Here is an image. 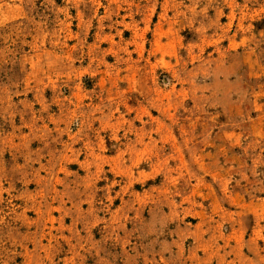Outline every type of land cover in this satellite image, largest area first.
I'll use <instances>...</instances> for the list:
<instances>
[{
  "label": "rangeland",
  "instance_id": "obj_1",
  "mask_svg": "<svg viewBox=\"0 0 264 264\" xmlns=\"http://www.w3.org/2000/svg\"><path fill=\"white\" fill-rule=\"evenodd\" d=\"M0 264H264V0H0Z\"/></svg>",
  "mask_w": 264,
  "mask_h": 264
},
{
  "label": "crops",
  "instance_id": "obj_2",
  "mask_svg": "<svg viewBox=\"0 0 264 264\" xmlns=\"http://www.w3.org/2000/svg\"><path fill=\"white\" fill-rule=\"evenodd\" d=\"M252 236H253V235H250V237H249V239H248V240H251V239L254 237V236H253V237H252Z\"/></svg>",
  "mask_w": 264,
  "mask_h": 264
}]
</instances>
